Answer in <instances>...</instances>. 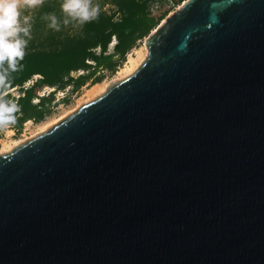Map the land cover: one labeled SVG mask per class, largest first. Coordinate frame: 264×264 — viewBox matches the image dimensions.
I'll list each match as a JSON object with an SVG mask.
<instances>
[{"label": "water", "instance_id": "obj_1", "mask_svg": "<svg viewBox=\"0 0 264 264\" xmlns=\"http://www.w3.org/2000/svg\"><path fill=\"white\" fill-rule=\"evenodd\" d=\"M146 44L0 156V264H264V0H188Z\"/></svg>", "mask_w": 264, "mask_h": 264}, {"label": "trees", "instance_id": "obj_2", "mask_svg": "<svg viewBox=\"0 0 264 264\" xmlns=\"http://www.w3.org/2000/svg\"><path fill=\"white\" fill-rule=\"evenodd\" d=\"M109 1L115 7L112 13H97L94 19L81 24L79 33L66 37L47 31L52 24V17L60 25H64L66 19L68 22L73 20L62 11L61 5L66 0H40L31 15L20 9L21 17L30 16L31 25L30 38L25 37L27 44L23 49V58L17 59L16 70H9L6 78L3 72L7 65L0 66V97L3 96L2 100L14 101L18 109L10 125L21 130L28 121L40 123L45 120L51 112L56 92L42 97L41 93L45 89L62 91L72 86L73 92H76L100 71L116 72L138 41L148 37L175 6L187 0H162L159 4L155 0ZM113 39L117 40V44L114 52L108 54ZM80 71L89 73L77 78L72 76ZM36 76H40V79L27 87L26 84ZM93 81L99 83L101 77ZM16 87H20L19 98L7 94ZM36 99L39 100L38 104L34 103Z\"/></svg>", "mask_w": 264, "mask_h": 264}, {"label": "rangeland", "instance_id": "obj_3", "mask_svg": "<svg viewBox=\"0 0 264 264\" xmlns=\"http://www.w3.org/2000/svg\"><path fill=\"white\" fill-rule=\"evenodd\" d=\"M90 1H92V0H88L89 4L92 7H95V8L98 9L97 13L105 12L107 14H110V13H112L115 10V7H113L111 5L109 0H94V2H92V3ZM161 1L162 0H156L157 3H160ZM19 2L20 3H24L25 0H19ZM39 4H40V0H37V2L32 7H23V8H21V10H23L24 12H28L29 15H31L33 9L35 7H37ZM182 5L175 6L173 11L169 15L177 12V10H179V8ZM119 19H120V17L117 16V20H119ZM159 26H161V24ZM80 30H81V24L78 21H76V20H71L70 22H68L67 24H64V25L56 24V26H54V27L53 26H49L47 31H52L54 33H60L62 37H66V36L75 35V34L79 33ZM152 33H153V31L150 33V35L148 37L138 41L137 46L133 50H131L130 52H133L135 49H140L144 45H147L146 44L147 40L151 36ZM115 42L117 44V40L113 39L112 43H115ZM112 43H111V45H112ZM111 45L109 47L108 54H112L114 52L115 45L114 46H111ZM97 53L98 54L100 53V49L97 50ZM117 58H119V57H117ZM127 60H128V55L126 56V59L120 64V66L117 67L116 72L112 73V72H110L108 70L100 71V73H97L96 76H94V79L90 80L84 87L80 88L76 92H73V87L72 86H70V87H68V88H66L65 90H62V91H57V89H55V88H47V89H45L41 93L42 97H48L51 93H53L55 91L56 92H55V100L52 102L51 112L45 118L44 121L53 120V119H56L58 121L62 117H65L63 120L59 121V123H60V122H62L64 120H66L67 118H69L70 116H72L73 114H75L76 112H78L84 106H86L88 104H91V103L95 102L96 100L100 99L101 97H103L111 88H113L118 83H120V82H122V81L127 79L126 78V79H123V80H119L120 78L117 76L118 73L120 72V70L124 67V65L127 62ZM147 60H148V58H147ZM90 63L95 65V63H93V62H90ZM88 73L89 72L80 71L78 73L72 74V76L77 78V77H79L81 75H87ZM96 77H101V81L99 83L107 81V91L104 94H102L101 96H99V97H94V100H92L93 96H92V98H89L88 95H90V93L92 92L94 86L99 84V83H95L93 81V80H95ZM38 79H40L39 76L34 77V79L32 81H30L29 83H27L26 86L29 87V86L33 85ZM13 96L15 98H19L20 92L14 94ZM1 97H0V100H2ZM34 103L38 104L39 100L38 99L34 100ZM44 121H42V122H44ZM42 122H40V123L33 122V125H27L28 122H26L23 125L21 130H18L16 128H14L12 125H8V127L0 126V132L2 134V136L0 138V156H4L6 154H9V153L13 152L16 148H18V147L26 144L27 142L32 141V140L36 139L37 137L43 135L44 133L35 136L37 133H39L37 131L38 125L41 124ZM59 123H57V124H59ZM57 124H55L54 126H56ZM9 130H12V134L11 135H9V133H8ZM13 139L14 140H18V141H23V142H21L20 143L21 145H19L18 147L14 148L10 152H2L3 151L2 150L3 142L7 141V140H13Z\"/></svg>", "mask_w": 264, "mask_h": 264}, {"label": "clouds", "instance_id": "obj_4", "mask_svg": "<svg viewBox=\"0 0 264 264\" xmlns=\"http://www.w3.org/2000/svg\"><path fill=\"white\" fill-rule=\"evenodd\" d=\"M36 2L37 0H25L24 3L19 0H0V66L7 65L3 72L5 78L9 70H16L17 59H22L24 55L23 49L27 44L25 37L30 38V16L21 17L20 9L32 7ZM61 7L67 17L80 24L94 19L98 12L88 0H66ZM64 23L67 24L68 20ZM50 26H56L55 17H52ZM16 111L14 101L0 100V125L12 124Z\"/></svg>", "mask_w": 264, "mask_h": 264}, {"label": "bare ground", "instance_id": "obj_5", "mask_svg": "<svg viewBox=\"0 0 264 264\" xmlns=\"http://www.w3.org/2000/svg\"><path fill=\"white\" fill-rule=\"evenodd\" d=\"M165 22V20L162 21L161 24H163ZM156 31L153 30V33ZM116 44L112 43L111 46H114ZM149 56V49L147 47V45H144L142 48L140 49H135L133 52H130L128 54V60L125 63L124 67L120 70V72L118 73V78L119 80H123L126 79L128 77L133 76L143 65V63H145V61L147 60ZM107 91V81L106 82H102L99 83L97 85L94 86L92 92L90 93V95H88L89 98H92L94 100V97H99L102 94H104ZM65 117H62L60 120H48V121H44L41 124L38 125V129L37 131L39 133H37L35 136L43 134L45 132H47L50 128H52L55 124L59 123V121L63 120ZM27 125H33V121H28ZM9 135L12 134V131L8 132ZM35 133V132H34ZM33 134V133H32ZM23 141H18V140H7L3 142V147H2V152H10L12 151L14 148L18 147L19 145H21L20 143Z\"/></svg>", "mask_w": 264, "mask_h": 264}, {"label": "crops", "instance_id": "obj_6", "mask_svg": "<svg viewBox=\"0 0 264 264\" xmlns=\"http://www.w3.org/2000/svg\"><path fill=\"white\" fill-rule=\"evenodd\" d=\"M0 126H6V127H8V125H6V124H3V125H0ZM9 131H12V130H9ZM1 136H2V134H1V132H0V138H1Z\"/></svg>", "mask_w": 264, "mask_h": 264}, {"label": "built area", "instance_id": "obj_7", "mask_svg": "<svg viewBox=\"0 0 264 264\" xmlns=\"http://www.w3.org/2000/svg\"><path fill=\"white\" fill-rule=\"evenodd\" d=\"M155 2H156V0H155ZM184 3H185V2H184ZM156 4H159V3L156 2Z\"/></svg>", "mask_w": 264, "mask_h": 264}]
</instances>
